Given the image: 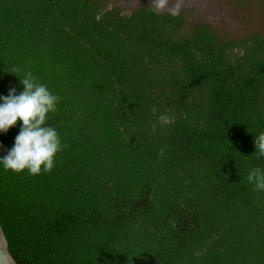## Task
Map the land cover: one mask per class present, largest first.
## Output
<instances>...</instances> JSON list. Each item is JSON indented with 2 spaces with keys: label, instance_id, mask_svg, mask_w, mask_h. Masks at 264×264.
I'll return each mask as SVG.
<instances>
[{
  "label": "trees",
  "instance_id": "1",
  "mask_svg": "<svg viewBox=\"0 0 264 264\" xmlns=\"http://www.w3.org/2000/svg\"><path fill=\"white\" fill-rule=\"evenodd\" d=\"M104 2L0 0V96L23 91L11 67L31 70L60 97L46 125L67 145L49 173L0 165L8 253L15 264H264V191L246 179L264 169V37ZM253 5L264 18V0ZM154 106L175 116L155 134ZM21 126L0 132V158Z\"/></svg>",
  "mask_w": 264,
  "mask_h": 264
},
{
  "label": "clouds",
  "instance_id": "2",
  "mask_svg": "<svg viewBox=\"0 0 264 264\" xmlns=\"http://www.w3.org/2000/svg\"><path fill=\"white\" fill-rule=\"evenodd\" d=\"M151 4L155 12L167 10L173 17L179 15L182 9V0H175L174 4H170V0H151ZM7 72L16 77L23 73L22 78H19L23 91L17 94L16 88L11 87L7 97L0 96V132L6 133L18 120L22 126L14 146L0 158V165L14 173L25 170L33 176L39 175L42 170L49 173L55 166L56 154L67 147L61 143L56 128L46 125L48 114L56 111L60 97L54 95L29 69L13 66ZM151 111L156 117L155 123L151 125L153 134L158 126L165 127L175 120L171 110L159 112L154 106ZM254 146L257 159L264 158V132L255 137ZM159 156H165L164 148L160 149ZM246 179L254 185V191H264V169L250 168Z\"/></svg>",
  "mask_w": 264,
  "mask_h": 264
},
{
  "label": "rangeland",
  "instance_id": "3",
  "mask_svg": "<svg viewBox=\"0 0 264 264\" xmlns=\"http://www.w3.org/2000/svg\"><path fill=\"white\" fill-rule=\"evenodd\" d=\"M141 0H105L104 7H116L121 14H128L129 9ZM151 4V0H143ZM255 0L248 3L225 0H182V11L188 13L190 22H203L209 25H220L219 33L231 37L260 35L264 37V18L255 10ZM175 0H170L174 4ZM259 8V7H257ZM161 12H168L167 10Z\"/></svg>",
  "mask_w": 264,
  "mask_h": 264
},
{
  "label": "water",
  "instance_id": "4",
  "mask_svg": "<svg viewBox=\"0 0 264 264\" xmlns=\"http://www.w3.org/2000/svg\"><path fill=\"white\" fill-rule=\"evenodd\" d=\"M0 264H15L7 251V243L0 228Z\"/></svg>",
  "mask_w": 264,
  "mask_h": 264
}]
</instances>
